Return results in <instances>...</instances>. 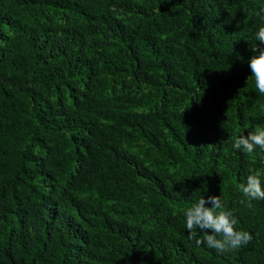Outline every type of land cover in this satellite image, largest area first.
Instances as JSON below:
<instances>
[{"label": "trees", "instance_id": "obj_1", "mask_svg": "<svg viewBox=\"0 0 264 264\" xmlns=\"http://www.w3.org/2000/svg\"><path fill=\"white\" fill-rule=\"evenodd\" d=\"M261 9L0 0V264H264V200L239 189L264 150L232 147L264 128ZM211 195L247 245L188 238L184 210Z\"/></svg>", "mask_w": 264, "mask_h": 264}, {"label": "clouds", "instance_id": "obj_2", "mask_svg": "<svg viewBox=\"0 0 264 264\" xmlns=\"http://www.w3.org/2000/svg\"><path fill=\"white\" fill-rule=\"evenodd\" d=\"M264 12L261 9L256 12L260 16ZM256 41L264 44V26H260L255 33ZM252 50L257 51L256 45H252ZM249 67L251 77L254 79L255 87L259 94L264 95V49H259V55L250 58ZM232 147L243 150L244 153L252 155L256 148L264 150V128L257 126L253 131L244 135L240 134L234 138ZM264 173L253 171L247 176L246 184L239 185L240 191L246 200H241V204H247L251 208L252 201L264 200V186L261 177ZM210 203L211 207H206ZM186 218V229L188 238L194 240L195 245L200 247L206 245L209 249H215L217 254H224L232 250L239 249L247 245L252 240V235L248 231L237 230L239 223L233 212L225 210L220 195H211L207 200L202 196L191 207L184 210ZM198 229L200 233H198ZM211 230L212 234H208Z\"/></svg>", "mask_w": 264, "mask_h": 264}]
</instances>
